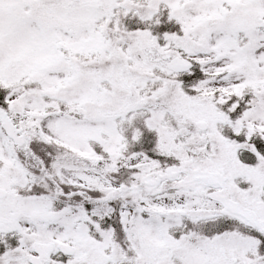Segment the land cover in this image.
<instances>
[{
	"label": "rangeland",
	"instance_id": "obj_1",
	"mask_svg": "<svg viewBox=\"0 0 264 264\" xmlns=\"http://www.w3.org/2000/svg\"><path fill=\"white\" fill-rule=\"evenodd\" d=\"M263 18L264 0H0V106L44 156L41 163L17 156L0 129V187L9 191L0 199V217L9 220L0 225V264H30L32 242L60 239L77 253L62 262L54 254L44 264H229L227 238L237 226L221 218L219 236H228L199 239L193 218L205 213V199L170 192L167 183L149 204L184 210L188 220L176 213L144 218L127 198L117 210L120 235L101 219L111 213L109 203L94 202L90 238L84 209L54 213L38 192L55 174L70 184L114 188L127 171L138 178L161 164L147 152L181 164L196 152L190 164L223 171L229 192L264 210ZM174 57L191 59L193 69L170 70ZM199 120L207 123L204 149L183 138L195 139ZM29 181L36 184L26 190ZM235 245L232 256L248 263Z\"/></svg>",
	"mask_w": 264,
	"mask_h": 264
},
{
	"label": "flooded vegetation",
	"instance_id": "obj_2",
	"mask_svg": "<svg viewBox=\"0 0 264 264\" xmlns=\"http://www.w3.org/2000/svg\"><path fill=\"white\" fill-rule=\"evenodd\" d=\"M186 75H184L183 78H185ZM205 107V106H204ZM233 113V112H231ZM232 116L231 114L229 115V117ZM231 118V117H230ZM221 128V132L222 134H225V136H227V134H229L227 132L228 128L224 125ZM226 129V130H225ZM195 132V131H194ZM198 135L195 136V139L193 138H187L188 134H185V141L186 143H188L189 141L191 143H194L195 146H199V144H201V141H204V144H208V138L205 136L204 137V132L201 131H197L196 132ZM204 139V140H202ZM146 147V151H148L149 147L147 145H145ZM196 147V150L198 149ZM148 148V149H147ZM203 149L205 147H202ZM150 150V149H149ZM151 153V152H150ZM146 155L148 156V160H153V161H157L160 160L161 164L156 163L152 164L148 170L144 173V175H153L155 174L158 170L163 169L165 166L169 165V164H176V165H181V163H177V162H173L171 161L172 158L168 159H163L162 157H160L159 159L156 157V154H149L148 152L146 153ZM188 155L190 157V163H193V161L198 157L199 153H192V152H188ZM126 157H123L122 160H125ZM166 161V162H165ZM168 161V162H167ZM196 162V161H195ZM187 164L184 163L185 165L189 166V167H200L209 171H218V172H223L217 169H211L206 167V165H200L197 164L195 166H193L192 164ZM133 167V166H132ZM119 170L124 169L121 165L118 168ZM127 170H131V168H126ZM128 174L127 178L123 177L121 183H125V184H132V183H138L140 178L143 175H139L138 178L133 177L132 179H130L131 173L127 171ZM123 176V175H122ZM182 175H180L181 177ZM53 180L58 184V188L54 187V185L50 184V182L48 180H46V178H43V181L45 183H47L49 185V189L44 191V192H50V190H52L51 193H44V195L47 196H51V203L55 206V208L57 209L56 213H58L61 209H65L64 207H70V206H78L81 207L82 209L85 210L84 214L86 216V221L88 220V222L86 223V225L89 223H91L92 221V216H91V209H92V205L94 204L93 200L95 197L97 196H93V188L91 184H70L68 182L65 181H60L58 179V177L55 174V178L52 176ZM163 183H167L166 185L169 186V188H171L170 192H177V191H182V192H186V193H192L195 194L197 196H201L203 199H205V201L201 204V206H203V209L205 213H203V216H199L198 218H193L196 219L197 222L196 224L198 225L197 228L194 230L195 232H197V234L200 235V237H198L199 239H202L201 237H204L203 239L205 240V238H209V239H213L218 238V239H223L222 237H226L229 234H223L221 236H219V234L223 233L221 232V230H223L221 225V222L218 221L221 218L223 219H229L231 220V222H233L237 227H235V229L233 230V233H230V236L227 238L228 239V243L229 246L231 248L230 252V256H231V262H229V264H242L244 262H241V260L238 262L236 261V258L232 255H234L235 250L233 248L236 247L235 244H239L241 248H244L243 252H244V257L245 259L250 260L248 263L245 264H264V234H262L256 227H250L248 225H245L241 222H239L238 220L228 217L224 214H222V209H221V205L220 203H218L217 201L213 200L211 198L212 194L216 191H218V188H213V187H208V186H201V185H197L194 188L191 189H175L174 188V184L173 182H169V181H164ZM227 178L226 181L224 183V191L227 195V197L229 199H231L232 201L240 204L241 206L251 210L254 212L255 216L257 217V219H260L261 221L264 222V210L263 209H259V208H255V206L253 205V203L251 201H249L248 199L245 198V196H241L236 195V193H231L229 192V190L227 189ZM110 191V189L105 190L104 193ZM261 197L264 201V190L260 192ZM126 195V196H123ZM119 202H122L123 200L130 198V200H135L137 202V205L139 207V209L142 211L143 206H147L150 208H154L151 206V204H149L148 200H154L155 196H154V190H147L145 188H140L138 190V192L136 193H132L131 191H125V192H120L117 196ZM124 203V202H123ZM199 203V202H198ZM216 207V209H215ZM175 211V212H173ZM142 216H144V218L149 219L150 215H155L154 213H150L147 211H142ZM184 212V213H182ZM179 214L180 216L183 217L184 220H188L186 218L187 216V212L186 211H180V209H176V210H172V208H167L166 210H164V214L160 215V218H165L166 216L169 215H173V214ZM186 225V227H188V222ZM186 229V228H185ZM88 230V234L91 236V230H92V223L89 225V227H86V231ZM181 231V230H180ZM208 231H212L214 233H209ZM193 237V236H192ZM212 237V238H210ZM190 238V237H189ZM194 239V238H193ZM225 240V238H224ZM147 246L149 247L150 245L147 244ZM233 249V250H232ZM56 250L53 251V253ZM226 248L219 246V252H221V258H225L227 259V254H226ZM58 258L57 260L61 261V259H69V257H65L64 255H61L60 253L57 254ZM252 260H260V261H255L252 262ZM62 262V261H61Z\"/></svg>",
	"mask_w": 264,
	"mask_h": 264
},
{
	"label": "water",
	"instance_id": "obj_3",
	"mask_svg": "<svg viewBox=\"0 0 264 264\" xmlns=\"http://www.w3.org/2000/svg\"><path fill=\"white\" fill-rule=\"evenodd\" d=\"M264 22V20H263ZM167 67L173 71H183L188 69L191 66V62L187 59L175 57L167 62ZM0 125L4 129L5 133L8 137L12 138L13 142L17 146V148H21L25 145L26 137L24 134L18 135L20 132V128H16V126L11 122L10 118L7 116V113L0 109ZM200 127H203L201 123H198ZM179 172H184L186 174L185 178L179 182H177V187H188L194 186L196 184L202 185H211L215 187H222L224 178L218 173L208 172L200 169H188L185 167H175L170 166L165 169L164 172H158L154 177H145L142 179L141 184L146 185L148 189L156 186L161 180L167 179H176ZM148 185V186H147ZM122 190L139 188V185H131V187L121 186ZM6 192L4 189L0 188V198L5 196ZM212 197L218 200L222 205V211L232 215L248 225L256 226L260 231L264 232V224L260 220L256 219L255 215L248 209L242 208L239 204L232 202L227 199L226 195L222 190L212 195ZM3 222L6 220L1 219ZM33 249L39 254L40 257L47 256L48 253L54 247L53 243L43 244V243H33ZM58 248L61 251H64L67 254H71L73 252V247L59 243ZM36 260V258H35Z\"/></svg>",
	"mask_w": 264,
	"mask_h": 264
},
{
	"label": "trees",
	"instance_id": "obj_4",
	"mask_svg": "<svg viewBox=\"0 0 264 264\" xmlns=\"http://www.w3.org/2000/svg\"><path fill=\"white\" fill-rule=\"evenodd\" d=\"M0 95H1V93H0ZM0 105H1V101H0ZM113 223H114V224H112V225L116 227V231H117V227H118V226H117V223H118V221H117V217L114 218ZM117 232H119V229H118Z\"/></svg>",
	"mask_w": 264,
	"mask_h": 264
}]
</instances>
